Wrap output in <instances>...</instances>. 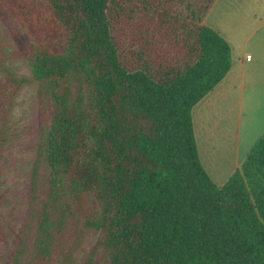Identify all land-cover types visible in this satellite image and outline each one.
I'll return each instance as SVG.
<instances>
[{"label": "trees", "instance_id": "obj_1", "mask_svg": "<svg viewBox=\"0 0 264 264\" xmlns=\"http://www.w3.org/2000/svg\"><path fill=\"white\" fill-rule=\"evenodd\" d=\"M43 86L29 208L7 264H264V131L223 185L204 169L193 107L230 70L203 18L214 0H2ZM8 116V110L5 113ZM41 163L47 185L39 179ZM82 217L72 244L67 222Z\"/></svg>", "mask_w": 264, "mask_h": 264}, {"label": "rangeland", "instance_id": "obj_2", "mask_svg": "<svg viewBox=\"0 0 264 264\" xmlns=\"http://www.w3.org/2000/svg\"><path fill=\"white\" fill-rule=\"evenodd\" d=\"M212 6L203 18V23L211 28L218 27L215 22L224 23L221 18L225 15H251L256 8L251 0H220L214 10ZM28 46L26 36L0 0V83H6L14 76L31 77L30 66L23 53ZM43 94V86L39 82L26 83L16 96L0 100V264L8 263L28 212L32 168L39 143L40 98ZM7 110L8 116L5 115ZM198 129L197 126L200 161L214 183L223 185L233 173L237 160H205ZM47 176L46 165L41 163L39 179L44 189ZM73 207L75 217H71L66 224L63 250L74 242L79 230L78 218L82 217V212L76 202H73ZM36 224L37 221L31 229L22 264L33 255ZM97 234L93 229L85 231L75 251V264H84L96 243Z\"/></svg>", "mask_w": 264, "mask_h": 264}, {"label": "crops", "instance_id": "obj_3", "mask_svg": "<svg viewBox=\"0 0 264 264\" xmlns=\"http://www.w3.org/2000/svg\"><path fill=\"white\" fill-rule=\"evenodd\" d=\"M251 2L256 7L251 15L228 14L224 23L215 22L213 28L231 46L232 65L192 110L204 159L237 160L234 171L264 131V0Z\"/></svg>", "mask_w": 264, "mask_h": 264}]
</instances>
